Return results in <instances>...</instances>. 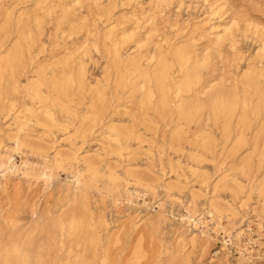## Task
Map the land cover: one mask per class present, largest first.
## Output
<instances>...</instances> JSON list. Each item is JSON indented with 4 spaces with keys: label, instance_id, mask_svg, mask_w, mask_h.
Masks as SVG:
<instances>
[{
    "label": "rangeland",
    "instance_id": "rangeland-1",
    "mask_svg": "<svg viewBox=\"0 0 264 264\" xmlns=\"http://www.w3.org/2000/svg\"><path fill=\"white\" fill-rule=\"evenodd\" d=\"M232 18L239 21L242 31L253 20L264 29V0H0V41L7 37L9 40L4 45L7 47L11 46L10 40L25 44L33 39L30 56L35 58L31 60L28 56L18 70L22 86L16 95L11 94L8 86L10 70L4 72L0 107L10 109V100L14 99L13 113L31 120L20 132L25 141L44 149L51 158L57 152L89 158L102 176L87 190L85 198L72 199L73 176L65 167L55 169L49 187L41 179L32 185L41 197L40 205L46 201L61 205L71 199L68 205L76 209L79 226L64 238L65 248L70 245L72 255L77 256V261L71 264H102L101 256L108 245L119 255L118 264H149L142 257L138 237L132 231L126 232L123 244L114 245L112 238L106 236V222L112 232L121 224H126L128 229L145 228L154 244L149 250L158 253L153 264H224L225 260L226 264H239L237 248L246 244L252 247L254 257L247 264H264V192L257 193L252 188V182L257 188H264L261 103L264 82L258 93L247 83L246 74L253 72L259 51L251 31L247 38L239 36L237 51L231 50L229 43L223 47L224 74L230 81L228 90H234L237 101L229 124V138L222 129L224 119L203 128L201 112L196 109L199 102L194 95L182 93L175 97L184 70L193 71L196 56L212 51L211 40L217 32L233 24ZM95 42L100 53L92 49ZM179 49L190 52L192 60L181 64L177 57ZM114 52L124 60L166 58L170 67L171 107L163 116L156 109L157 90L149 108L140 106L134 89L140 79L129 64L115 65ZM84 53H87L84 58L89 86L81 90L70 78L76 77L78 60ZM4 55L2 52L0 57ZM53 88L61 94L68 92L75 101L59 102ZM195 88L199 89L200 85ZM36 94L39 98H35ZM200 98V103L208 105L204 95ZM181 103L193 110L191 118L180 115ZM60 105L85 118L78 132L72 126L68 130L60 127L68 116L60 110ZM102 107L105 113L115 107L112 122L84 142L86 128L93 125ZM258 108L259 119L254 112ZM244 117H247L245 124ZM17 130V125L3 128L2 146L20 164L22 155L12 150L13 141L7 138ZM206 134L212 139L213 153L201 147ZM37 158L30 156L32 162H41ZM35 163L39 169L41 166ZM79 169H85L82 161ZM47 172L50 173L49 168ZM110 173L120 178V200L104 188ZM11 178L19 180L18 175ZM22 186L20 194L12 188L8 192L0 188V264H66L61 261L65 254L58 251L61 237L55 223L52 227L41 225L32 232L27 249L30 260L19 261L24 246L15 234L20 232L25 219L12 226L7 214L14 206L22 205L24 192L34 190L27 183ZM128 193L132 194V203L125 199ZM215 209L220 211V216L208 215ZM160 212L165 219L160 220ZM188 212L202 213L214 238L185 232L187 228L180 217ZM218 225L225 228L226 235L221 231L217 235L214 229ZM236 231L242 233L240 244L236 245L233 236V243L223 245V236L228 239V234L235 235Z\"/></svg>",
    "mask_w": 264,
    "mask_h": 264
},
{
    "label": "bare ground",
    "instance_id": "bare-ground-1",
    "mask_svg": "<svg viewBox=\"0 0 264 264\" xmlns=\"http://www.w3.org/2000/svg\"><path fill=\"white\" fill-rule=\"evenodd\" d=\"M97 1V0H96ZM233 24L231 26L224 27L220 32H217L214 38L211 40L213 46L212 51L207 52L201 57L199 55L195 58V64L193 71L189 68L184 70V79L179 86L176 88L175 97H180L182 93H189L191 96H195L197 102H199L198 108H196L199 112H201V117L203 118V128L205 129L210 124L217 125L220 119H224L223 132L226 134L227 138H229L230 131V122L233 117V112L236 109V98L234 90L229 88V79L225 77V56L224 49L226 43H229L230 49L233 51L238 50L239 36L248 37V32L251 31V37L259 44V51L256 54V59L252 65L254 67L253 72H250L247 76L248 85L254 87L256 93L259 91V86L262 82H264V29L260 28L259 24L256 21H249L246 24V30L242 31L241 24L238 20L232 18ZM231 21V22H232ZM9 39L7 37L3 38L0 42V55L5 53L3 57H0V94L3 91L4 84V72L6 70H10L11 75V83L8 84L11 90L12 95H16L20 92V88L22 86L20 77L21 72L20 68L24 65L25 59L29 56L31 59V51L33 49L34 41L33 39H28L25 41V44H21L19 41L10 40L11 46L4 47L5 43ZM4 47V48H3ZM92 49L100 53V47L97 42L93 43ZM207 50V49H206ZM79 57L78 60V71L76 77H71V81L79 86V89H84L89 86L87 72L85 68V55ZM190 52L187 50H178L177 57L180 60L181 64L188 63L192 60V57L189 56ZM33 59H35L33 57ZM31 59V60H33ZM115 65L118 66V63H126L132 66L133 72L136 74L137 78L140 79L139 82L134 87L135 91L138 93L137 99L139 100V104L141 107L149 108V105L152 103V98L155 95V90L158 92L159 103L156 107L159 115L166 113V111L171 107V96L169 93L171 78H170V67L165 57H150L143 60H139L138 57H129L124 60L123 56L118 52H114L113 56ZM155 61V62H154ZM33 62L30 63L32 65ZM238 66V65H237ZM239 68V66L237 67ZM42 73V72H41ZM24 74V73H22ZM43 74H46L43 71ZM204 76H206L204 78ZM204 78V79H203ZM28 80L29 77H26ZM202 82V83H201ZM155 83V84H154ZM200 85V88H195ZM230 86H233L231 83ZM52 91L57 94L59 98L58 101H65L68 104H71L75 101L74 96H70L68 92L59 93L56 88H53ZM201 95L205 96L206 101H208V105H204L200 103ZM35 98H39L36 94ZM101 99L104 100V96L100 94ZM183 100V99H182ZM11 108L0 107V188L3 192H8L12 188L15 193H18L22 190V184L27 183L30 185L29 188H33L34 190L24 192L23 196L25 198L24 202L21 206H14L7 214V217L10 219L12 226L17 221L25 219V222L21 224L19 227V233L15 234L18 242H23V254L19 257V261L23 263H27L30 260V257L27 255V249L31 245L30 236L33 231L36 230L39 226L49 225L50 227L57 225L56 228L60 232V240L58 241V251L65 254V258L61 259L66 264H71L77 261V256L72 255V248L69 245L68 248H65V236L71 235V233L78 228L79 223L76 218V209L70 208L69 203L71 199L67 203L58 204L51 203L46 201L45 203L40 205V195H37V190L32 185L38 179L43 180L44 185L48 187L53 182L55 177V169L57 168H68L70 173L73 176L72 184H71V192L73 194V198H85L87 197V190L93 187V183L100 177V170L92 163L89 158H79L77 153L74 154H61L57 152L54 158L50 157V154L47 153L44 149L40 147H35L33 144L25 141L20 135L21 130L28 126V123L31 122L29 118H21L18 114L15 115L13 113L14 107V99L10 100ZM261 103L262 107H264V96L261 95ZM57 105V104H56ZM59 106V105H58ZM177 107V106H176ZM187 108V109H186ZM243 108L246 109V103L244 101ZM178 111L180 115L191 118L192 117V109L188 107V105L184 108V103H181L178 106ZM60 110L68 113V116L63 119L62 127L64 130H68L70 126H72L76 132L80 130L82 125L85 123V118H79L78 114L73 112L72 110L66 109L64 106L60 105ZM105 108L99 109L96 113V118L93 120V125L86 128L85 133L82 138L83 141L86 142L88 136H94L99 131L103 130L107 127L109 123L112 122L113 115L115 113V107H111V110L108 113L104 112ZM106 111H108L106 109ZM255 117L259 119L261 116V109L258 108L255 111ZM95 116V115H94ZM100 116V117H99ZM53 120L59 122V119L52 117ZM12 120L9 124V120ZM247 117L242 118L243 124L247 121ZM98 124L101 126L96 127ZM17 125V132L14 136H7L8 139L13 141L12 150L17 154L22 155V162L17 164L14 159V154H11L8 148H3V144L5 142L4 138L6 128ZM3 127V128H2ZM50 134L54 133L50 131ZM55 143V142H54ZM201 147L205 149L208 153H213V145L212 139L210 135L206 134L203 137ZM31 155H36L38 158L42 159L41 162H32L30 160ZM37 158V159H38ZM82 161L84 163V170L79 169V162ZM52 162V163H51ZM39 164L41 166L39 169L33 164ZM180 162L178 161V164ZM47 168H49V172H47ZM13 175H18L19 180L11 178ZM10 176V177H7ZM13 183V185H11ZM107 186H105V190L110 193H114L116 195V200H120L119 196L120 192V178L118 175L110 173L108 176ZM252 188L257 193L264 192V188L259 189L256 187L255 182H252ZM32 186V187H31ZM149 189H153V186L147 185ZM166 190L169 189L167 186L162 185ZM21 192H19L20 194ZM0 198H2V194H0ZM126 201L128 203H132V194H126ZM2 213V208L0 205V215ZM20 214H26V218H20ZM208 215L220 216L219 210H210ZM158 216L161 219H165V215L160 212ZM181 223L186 225L185 232L191 231L197 232L200 236H207L209 238H214L207 229L208 224L205 222L202 213L201 215L191 214L188 212L186 215L180 217ZM15 222V223H14ZM19 225V223H18ZM110 224L105 223V231H107L106 236L108 238H112L114 241L112 244H123V240L126 238V232L132 231V234L138 237V244L141 252L143 253V258L146 259L149 264H153L157 261L158 253L154 251H150L149 249L154 245L153 242L149 240V234L144 230L145 228H141L138 226H130L128 229L127 225L121 224L117 226V230L112 232L110 229ZM194 230V231H193ZM214 231L218 234L219 231L227 234V231L224 227L218 225V229H214ZM96 233H98L95 230ZM196 236V235H195ZM233 236L236 240V245L240 244L242 233L235 232V235L228 234V239L223 236L222 242L223 245L228 246L229 242L233 243ZM14 237V235H13ZM15 237V238H16ZM151 237V236H150ZM194 239V236H193ZM16 240V241H17ZM99 242L96 243V245ZM22 244V243H21ZM127 245V244H126ZM17 246V245H16ZM18 247V246H17ZM42 247L41 243L40 246ZM96 250L98 248L96 247ZM237 251L239 253L238 263L239 264H247L253 262L254 257L252 254V247L246 245L238 247ZM261 258V257H260ZM59 260V259H58ZM120 262L119 255L114 254L111 250V246L108 245L104 248L103 254L101 256L102 264H118ZM224 264L227 261H223ZM223 264V263H220Z\"/></svg>",
    "mask_w": 264,
    "mask_h": 264
}]
</instances>
